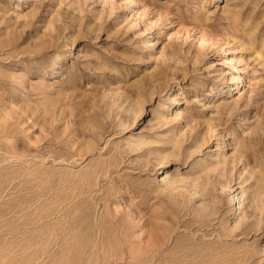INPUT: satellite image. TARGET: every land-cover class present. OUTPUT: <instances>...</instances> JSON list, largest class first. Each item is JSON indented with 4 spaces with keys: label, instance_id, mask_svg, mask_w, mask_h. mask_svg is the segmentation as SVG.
Wrapping results in <instances>:
<instances>
[{
    "label": "rangeland",
    "instance_id": "rangeland-1",
    "mask_svg": "<svg viewBox=\"0 0 264 264\" xmlns=\"http://www.w3.org/2000/svg\"><path fill=\"white\" fill-rule=\"evenodd\" d=\"M0 264H264V0H0Z\"/></svg>",
    "mask_w": 264,
    "mask_h": 264
},
{
    "label": "bare ground",
    "instance_id": "bare-ground-1",
    "mask_svg": "<svg viewBox=\"0 0 264 264\" xmlns=\"http://www.w3.org/2000/svg\"><path fill=\"white\" fill-rule=\"evenodd\" d=\"M239 84H240V82H238V86H237V88L235 89V90H238V88H239ZM232 92H233V90H232ZM138 113V112H137ZM161 166H163V164L161 163ZM230 191V190H229ZM245 195V193L243 192V196ZM236 195H234V197H235ZM235 200H237L236 202H237V204H238V207H240L241 206V202H243L244 201V198L241 200V199H239V198H236ZM237 207V208H238ZM240 209V208H239ZM241 210H242V207H241Z\"/></svg>",
    "mask_w": 264,
    "mask_h": 264
}]
</instances>
